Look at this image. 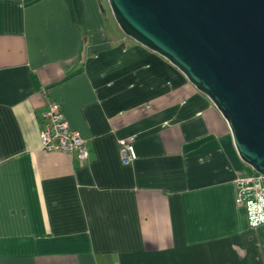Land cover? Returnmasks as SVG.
Wrapping results in <instances>:
<instances>
[{"label":"crops","instance_id":"0c3cea01","mask_svg":"<svg viewBox=\"0 0 264 264\" xmlns=\"http://www.w3.org/2000/svg\"><path fill=\"white\" fill-rule=\"evenodd\" d=\"M46 99L84 168L43 150ZM248 174L216 107L107 0H0V264H264L236 205Z\"/></svg>","mask_w":264,"mask_h":264},{"label":"water","instance_id":"95a60500","mask_svg":"<svg viewBox=\"0 0 264 264\" xmlns=\"http://www.w3.org/2000/svg\"><path fill=\"white\" fill-rule=\"evenodd\" d=\"M129 40L216 107L235 150L264 178V0H107Z\"/></svg>","mask_w":264,"mask_h":264},{"label":"built area","instance_id":"2783aa9c","mask_svg":"<svg viewBox=\"0 0 264 264\" xmlns=\"http://www.w3.org/2000/svg\"><path fill=\"white\" fill-rule=\"evenodd\" d=\"M46 96V93H44ZM40 115L41 144L46 152L76 154L81 168L85 167L88 155L85 142L79 134L72 131L60 107L49 99ZM124 165L130 166L135 160V152L130 145H124L121 151ZM236 205L246 211L249 226L256 229L264 226V178L254 173L251 177L235 181Z\"/></svg>","mask_w":264,"mask_h":264},{"label":"rangeland","instance_id":"374dc122","mask_svg":"<svg viewBox=\"0 0 264 264\" xmlns=\"http://www.w3.org/2000/svg\"><path fill=\"white\" fill-rule=\"evenodd\" d=\"M248 169H249V174L247 176H250L253 174V171L250 168H248Z\"/></svg>","mask_w":264,"mask_h":264},{"label":"trees","instance_id":"16d2710c","mask_svg":"<svg viewBox=\"0 0 264 264\" xmlns=\"http://www.w3.org/2000/svg\"><path fill=\"white\" fill-rule=\"evenodd\" d=\"M253 174H254V173H253ZM253 174H252V175H253ZM252 175H251V176H252ZM251 176H249V177H251Z\"/></svg>","mask_w":264,"mask_h":264}]
</instances>
